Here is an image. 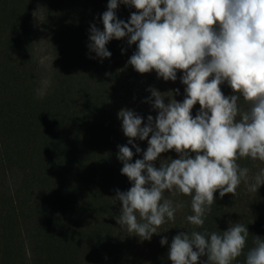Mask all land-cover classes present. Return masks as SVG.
<instances>
[{"label":"trees","instance_id":"1","mask_svg":"<svg viewBox=\"0 0 264 264\" xmlns=\"http://www.w3.org/2000/svg\"><path fill=\"white\" fill-rule=\"evenodd\" d=\"M108 3L0 0V264H171L170 244L180 232L226 231L238 222L248 227L246 253L252 236L264 239V185L257 193L243 182L234 196L215 193L203 228L186 219L191 197L167 192L185 207L151 240L117 223L122 205L112 198L132 186L117 159L118 146L128 144L118 113L134 110L146 123L157 115L144 102L149 88L179 89L174 98L182 102L185 86L181 72L175 82L158 79L155 70L136 72L128 63L136 45L127 37L106 45L110 58L90 52V28L103 31ZM135 11L119 4L116 15L127 22ZM220 87L225 96L233 94L226 83ZM199 110L195 105L193 117ZM134 143L142 152L132 148V162L148 147L147 141ZM168 158L179 156L163 153L154 166ZM238 163L250 174L264 169L259 160ZM163 237L168 244L161 246ZM233 264H245V255Z\"/></svg>","mask_w":264,"mask_h":264},{"label":"clouds","instance_id":"2","mask_svg":"<svg viewBox=\"0 0 264 264\" xmlns=\"http://www.w3.org/2000/svg\"><path fill=\"white\" fill-rule=\"evenodd\" d=\"M119 4L136 9L127 22L116 15ZM101 19L103 31L93 24L89 35L88 47L96 57L110 58L106 45L127 37L129 46L136 45L128 62L136 72L155 70L166 82H175L181 72L185 86L182 102L174 98L179 89L162 93L149 88L144 102L157 115H148L146 123L134 110L118 113L128 144L118 146L117 159L132 185L126 192L117 189L112 198L122 205L116 218L121 228L141 240L159 234L185 207L166 192L191 197L192 214L186 219L196 228H203L215 193L234 196L242 182L257 193L264 169L250 174L238 161L264 162V0H109ZM225 83L232 95L222 92ZM197 104L200 110L193 117ZM137 139L148 147L142 159L132 162V148L142 152ZM173 150L179 158L154 166L161 154ZM249 236L240 222L230 223L226 231L180 232L171 241L168 259L201 264V257H207L205 264H233L244 254L245 264H264V239L252 236L253 246L244 252ZM160 244H168L167 237Z\"/></svg>","mask_w":264,"mask_h":264},{"label":"rangeland","instance_id":"3","mask_svg":"<svg viewBox=\"0 0 264 264\" xmlns=\"http://www.w3.org/2000/svg\"><path fill=\"white\" fill-rule=\"evenodd\" d=\"M38 16V15H37Z\"/></svg>","mask_w":264,"mask_h":264}]
</instances>
